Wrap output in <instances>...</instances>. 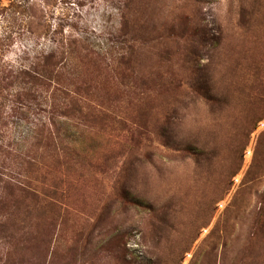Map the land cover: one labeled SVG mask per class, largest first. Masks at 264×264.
<instances>
[{"label":"rangeland","instance_id":"374dc122","mask_svg":"<svg viewBox=\"0 0 264 264\" xmlns=\"http://www.w3.org/2000/svg\"><path fill=\"white\" fill-rule=\"evenodd\" d=\"M68 46L87 116L69 113V171L35 174L68 212L28 219L22 264H264V0H0L1 60ZM16 81L0 131L27 146L48 112Z\"/></svg>","mask_w":264,"mask_h":264},{"label":"trees","instance_id":"16d2710c","mask_svg":"<svg viewBox=\"0 0 264 264\" xmlns=\"http://www.w3.org/2000/svg\"><path fill=\"white\" fill-rule=\"evenodd\" d=\"M69 46L79 48L86 57L90 55L83 41L73 40ZM69 46L37 54L27 64L16 68L0 58V123L5 122V100L8 98L3 91L14 79L18 80L16 83L21 80L23 89L12 101L27 105L45 103L48 112L44 119L39 118L35 123L27 146L22 141L26 138L17 137L20 145L15 140L6 141L0 131V264H22L18 258L20 250L42 233L45 225L35 223L32 229L28 219L47 216L64 219L68 212L63 180L54 176L49 182L45 176L38 179L35 174L40 173L43 164L46 171L54 170L52 164H48L49 159L69 171V113L80 112L87 116L82 99L69 97L83 86L77 84L73 92H69V81L64 78L69 73ZM42 96V101L37 102ZM7 160L13 165H8ZM13 166L21 171H10ZM41 241L45 246L51 243L47 235ZM16 242L23 244L19 246Z\"/></svg>","mask_w":264,"mask_h":264}]
</instances>
